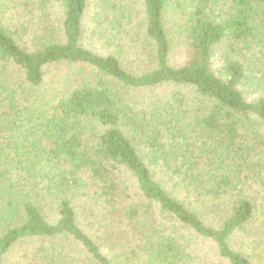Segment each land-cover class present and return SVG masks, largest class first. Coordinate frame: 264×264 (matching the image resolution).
<instances>
[{"label": "trees", "instance_id": "1", "mask_svg": "<svg viewBox=\"0 0 264 264\" xmlns=\"http://www.w3.org/2000/svg\"><path fill=\"white\" fill-rule=\"evenodd\" d=\"M0 264H264V0H0Z\"/></svg>", "mask_w": 264, "mask_h": 264}, {"label": "rangeland", "instance_id": "2", "mask_svg": "<svg viewBox=\"0 0 264 264\" xmlns=\"http://www.w3.org/2000/svg\"><path fill=\"white\" fill-rule=\"evenodd\" d=\"M223 51H224V44L222 43L221 45L217 46L215 48V54L213 56V60H214V65L215 67H219L221 65V55L223 54ZM159 93L161 92V89L157 90ZM132 94V93H130ZM258 96L257 93H249L247 92L246 90H244V97L247 101H251L253 99H255L256 97ZM136 97L137 98H140L142 100L144 99H147L146 95L144 94H139L137 93L136 94ZM120 180H121V187L120 188H123L124 189V192L126 193V195H133V192L135 191L134 190V185H133V181H131V178L129 175H127L126 173H121V176H120ZM92 192L93 190H87V197H84L83 201H86L87 203H91L94 202L93 199H92ZM135 199V197H132V199ZM88 200V201H87ZM129 202V200H127Z\"/></svg>", "mask_w": 264, "mask_h": 264}]
</instances>
